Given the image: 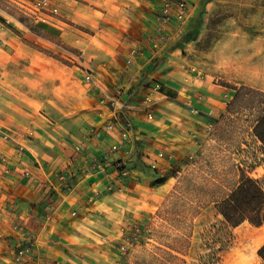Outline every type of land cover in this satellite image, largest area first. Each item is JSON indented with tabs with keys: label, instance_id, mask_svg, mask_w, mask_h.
Segmentation results:
<instances>
[{
	"label": "rangeland",
	"instance_id": "374dc122",
	"mask_svg": "<svg viewBox=\"0 0 264 264\" xmlns=\"http://www.w3.org/2000/svg\"><path fill=\"white\" fill-rule=\"evenodd\" d=\"M113 3L107 16L105 10L100 14L98 2L94 9L74 11L89 23L75 24L60 13L45 14L34 24L22 0H0V112L5 99L39 113L55 131L54 140L60 137L69 146L82 133L89 112L80 71L104 70L108 81L117 77L113 54L100 43L101 32L112 27L118 37L125 34L120 22L134 10ZM200 10L197 39L172 49L179 50L176 58L184 69L199 71L204 85L230 91L231 103L187 153L153 172L150 186L166 184L167 190L155 207L133 214L141 239L124 254L115 250L109 264H260L264 224L225 228L215 203L242 174L264 177V126L259 125L264 116V0H201L193 16Z\"/></svg>",
	"mask_w": 264,
	"mask_h": 264
},
{
	"label": "crops",
	"instance_id": "0c3cea01",
	"mask_svg": "<svg viewBox=\"0 0 264 264\" xmlns=\"http://www.w3.org/2000/svg\"><path fill=\"white\" fill-rule=\"evenodd\" d=\"M30 1L22 0L25 5ZM113 1L55 0L54 5L58 14H67L69 20L80 24L89 21L85 16L80 18L75 10L94 9L98 2L100 14L104 15L105 10L107 16ZM116 1L119 6L127 5L134 10L130 19L120 22L125 34L118 37L110 31L112 27L101 32L100 43L113 54L111 64L117 77L108 81L104 70L93 72L102 78L110 92L121 90L124 100L139 101L152 92L157 101L152 110L154 116L147 119L145 111L135 110L115 118L109 108L97 104L96 95L82 81L81 70V84L89 95L88 117L82 133L65 146L60 137L58 142L54 140L55 131L42 122L39 113H27L21 106L3 99L0 158L16 161L21 146V165L30 172V179L22 180L20 169L5 175L0 165V264H14L16 223L24 224L36 236L32 258L23 264H109L117 250L120 227L133 221L134 213L155 207L167 190L166 184L150 186L153 172L187 153L195 139L205 134V126L215 123L225 110L222 95L232 96L223 87L204 85L194 66L184 69L176 58L179 50L172 49L180 38L162 49L151 48L149 37L154 31L153 15L158 10V0H138L142 8L139 4L134 6L131 0ZM200 1L192 3V16ZM40 13L36 23L41 16L51 15L48 10ZM131 46H142L145 51L127 65L125 59ZM155 85L158 92L152 89ZM114 121L116 127L106 131L105 125ZM121 126L128 129L125 141L119 136ZM99 129L101 135L97 138L94 133ZM112 145L118 149L109 155L110 164L98 170L95 163H102L101 156ZM160 150L171 153L172 158L159 160L156 168L149 167L148 159ZM121 164L128 170L127 176L116 183L114 191H107L108 177L113 178L115 168ZM59 172L69 175L70 188L66 191L56 188ZM47 202L51 213L45 219L42 207Z\"/></svg>",
	"mask_w": 264,
	"mask_h": 264
},
{
	"label": "built area",
	"instance_id": "2783aa9c",
	"mask_svg": "<svg viewBox=\"0 0 264 264\" xmlns=\"http://www.w3.org/2000/svg\"><path fill=\"white\" fill-rule=\"evenodd\" d=\"M196 0H158L159 6L158 10L153 15L154 21V31L153 35L149 37L150 46L154 50H159L167 45H170L175 41L176 38H181V36L187 31L189 21L192 17L191 8L192 3ZM55 0H32L26 6L28 12L32 16V21L35 24L37 21V14L48 10L51 15H57L58 9L54 5ZM145 49L142 46H131L128 49L127 57L125 62L127 65H131L133 59L136 56L142 55ZM73 57V54L71 55ZM82 81L83 83L92 91L97 97V104L100 107L109 108L110 112L116 118L118 114L124 112H130L135 110L145 111L147 119H152L154 113L152 112L154 105L156 104V99L150 92L144 96L139 101H127L123 99L122 91L117 89L110 92L107 86L104 84L102 78L92 70L83 68L82 70ZM153 91L158 92L159 87L155 85ZM222 103L225 105V109L228 107L231 97L228 93H224L221 97ZM215 123L209 122L205 128V132L212 130ZM117 123L108 122L105 125V130H113ZM120 125V124H119ZM101 130H96L94 136L100 137ZM120 138L125 141L128 139V129L125 127H120L119 131ZM118 149L117 145H112L107 153L101 156L102 163H95L98 170H103L104 166L110 164L109 155L116 152ZM22 147L19 146L18 156L16 161H10L5 158H0L1 171L3 174L8 175L14 171L20 169V174L22 180L30 179V172L21 165V154ZM172 158L171 153H165L163 151H157L153 154L151 158L148 159V165L151 168H156L157 162L159 160L165 159L170 160ZM116 174L113 178L107 179L106 190L114 191L116 183H121L128 174V170L124 165H117L115 168ZM57 190L66 191L70 188L69 175L64 172H59L56 175ZM46 190V186L42 188ZM43 217L48 219L51 213L50 203L47 202L42 207ZM14 231L17 232V245L14 248L12 262L14 264H23L31 260L32 249L36 242V236L25 229V225L22 223H16L13 226ZM140 226L137 222L130 221L121 226L119 229V243L117 250L119 253L124 254L130 250V248L136 246L141 239Z\"/></svg>",
	"mask_w": 264,
	"mask_h": 264
},
{
	"label": "trees",
	"instance_id": "16d2710c",
	"mask_svg": "<svg viewBox=\"0 0 264 264\" xmlns=\"http://www.w3.org/2000/svg\"><path fill=\"white\" fill-rule=\"evenodd\" d=\"M201 11L191 17L187 31L172 48H181L183 43L197 39L202 25ZM230 103L231 101L228 107ZM259 125L264 126V116L259 121ZM215 208L217 214L221 216V224L225 228H235L244 222L254 227L261 226L264 224V177L254 178L242 174L238 184L215 203ZM257 255L261 260L260 264H264V245L257 250Z\"/></svg>",
	"mask_w": 264,
	"mask_h": 264
}]
</instances>
